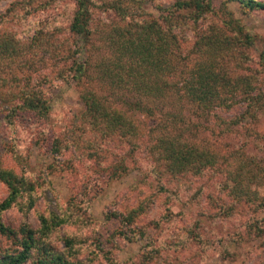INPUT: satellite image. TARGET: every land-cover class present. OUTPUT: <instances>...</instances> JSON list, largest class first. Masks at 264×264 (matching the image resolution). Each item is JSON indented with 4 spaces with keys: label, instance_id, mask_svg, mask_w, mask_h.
<instances>
[{
    "label": "trees",
    "instance_id": "16d2710c",
    "mask_svg": "<svg viewBox=\"0 0 264 264\" xmlns=\"http://www.w3.org/2000/svg\"><path fill=\"white\" fill-rule=\"evenodd\" d=\"M57 1L62 0H42L45 7L38 13L56 12L53 19L38 23L32 35L2 29L5 20H0V123L5 125L11 141H2L6 147L0 154L10 156L20 171L7 168L0 161V183L7 190L0 201V264H83L78 255L87 241L85 236L67 233L64 249L51 242L52 235L64 225L83 224L75 212L79 206L75 201H70L62 214L37 211V228L26 222L10 226L3 220V214L12 208L27 217L39 199L40 183L28 173L29 154H22L14 137L19 113L33 112L43 120L50 117L47 90L52 81L47 72L33 76L31 69L36 66L50 70L54 80L73 83L83 106L81 116L52 140L54 153L68 151L71 163L102 161L104 151L98 150L100 146L123 142L130 147L128 154H133L142 137L149 136L150 144L142 151L151 163L147 174L157 184L168 185L167 190L161 186L164 192L174 196L187 188L189 175L201 177L211 170L223 175L224 189L234 203L264 207V198L257 192L264 185V165L258 161L264 154L256 155L254 149L250 154L247 150L252 146L262 152L264 148L260 145L264 142V48L254 63L249 51L254 37L227 9L235 4L243 14L256 12L264 19V0H222L219 13L214 0H176L156 7L157 17L146 11L144 0H72L73 8L60 12L57 4L50 6ZM26 2L31 6L36 0ZM23 4L17 3L19 6L12 13L16 15L14 10ZM103 15L115 23H109L111 28L99 40L107 49L106 55L91 62L89 52L98 41L95 34ZM60 17L67 20L65 29L57 25ZM189 22L195 30L188 51L193 61L180 57L179 41L187 39ZM227 61L234 65L224 67ZM107 88L112 99L103 93ZM122 89L127 90L128 97L119 94ZM155 101L170 107L163 114L170 120L158 125L157 134L139 120V116L154 117L160 111ZM184 111L198 122H185L183 117L188 114ZM222 113L233 115L223 118ZM207 117L216 127L214 138L227 140L225 147L231 148V142L240 137L244 139L240 147H232L238 151L225 156L203 142H193ZM87 183L95 184L88 178ZM146 207L145 200L128 213L127 221L132 223L138 213L146 212ZM231 209L222 212L229 216ZM255 224L251 225L253 236L264 233L263 225ZM116 233L112 235L111 251L102 250L97 238L94 241L95 250L106 264H118L112 257L116 253ZM2 240L8 242V247L3 246ZM194 242L206 246L208 238L197 234ZM169 244L167 247L177 249L187 242L171 239ZM146 247L151 251V244Z\"/></svg>",
    "mask_w": 264,
    "mask_h": 264
},
{
    "label": "rangeland",
    "instance_id": "374dc122",
    "mask_svg": "<svg viewBox=\"0 0 264 264\" xmlns=\"http://www.w3.org/2000/svg\"><path fill=\"white\" fill-rule=\"evenodd\" d=\"M175 1L144 0L143 5L146 11L157 17L159 13L156 7L171 5ZM19 2L24 4L14 10L16 14L14 15L11 10L19 6L17 5ZM41 2L42 0H36L30 6V2L26 0H0V20L3 17L6 22L1 28L15 30L23 35H32L38 23L53 19L56 12L47 10L38 13L44 6ZM56 4L59 12L64 8L70 10L74 5L72 0H62L50 3V6L55 7ZM221 5L222 0H214L216 12L222 7ZM227 9L245 31L253 35L254 46L249 51L256 63L260 51L264 48L263 17L256 12L250 16L245 15L235 4L228 5ZM99 18L101 26L98 25L95 34V39L98 41L89 52L91 62L106 55L107 49L99 40L106 35L105 31L111 28L109 23H115L114 19L104 15ZM58 19L57 25L65 29L67 20L61 17ZM186 28L189 31L185 36L187 39L182 38L179 41L182 48L180 57L183 60L190 58L193 61V55L188 54V51L192 48L191 43L195 39L192 34L195 30L191 22L187 23ZM232 65L234 64L229 61L223 63L224 67ZM46 70L44 66L31 69L33 76L47 72V76L51 78L52 83L47 90L50 117L43 120L33 112H21L16 117L17 131L14 134L22 154H29L28 173L40 183L39 199L25 218L16 208L6 211L3 220L8 225L17 226L21 222H26L37 228L39 225L37 211H54L62 214L68 203L73 200L79 204L75 212L80 216L83 224L64 225L52 235L51 242L54 247L64 249L63 238L67 233L83 235V238L85 236L87 241L82 245L81 254L78 255L83 264H106V260L95 250L94 241L97 238L102 250L111 251L114 232H117L113 236L116 253L112 257L116 258L118 264H264V233L253 236L251 226L256 225V222L264 228V207L256 209L247 202L234 203L224 189L225 179L221 173L208 170L201 177L189 175L186 178L187 188L173 196L161 189V186H164L167 190L166 183L157 184L151 174H147L151 163L145 157L147 153L144 155L142 151L150 144L149 136L142 137L139 148L133 154H128L130 147L123 142H110L106 146H100L98 150L104 151L102 161L71 163L73 160L69 157L68 151H63L61 155L54 153L52 140L69 122L81 116L83 106L79 103L78 89L73 83L54 80L53 73ZM109 90V88L104 89L103 93L107 95ZM119 94L128 97L126 89H122ZM107 97L112 99L110 94ZM146 104L151 105V102ZM163 105L165 103H157L160 111H156L154 117L139 116L140 124L145 125L146 129H154L155 134L158 132V125H163L164 120H170L168 115L163 116L170 107ZM184 112L188 114L183 117L185 122L196 123L197 120L192 119L190 113ZM232 115L233 113H222L223 118H231ZM139 120L137 119L138 122ZM204 122L193 142H203L225 156L239 150L232 149L233 146L240 147L244 143V139L240 137L236 142H231V148L225 147L227 140L214 138L216 127L213 120L207 117V121ZM261 128L264 130V118ZM9 136L5 125L1 124L0 151L5 146L2 141L11 143ZM260 145H264V142L262 141ZM253 149L256 155L264 154V148L262 152L252 146L247 148L250 154L254 153ZM0 156V161L5 167L20 173L10 156L3 157L1 154ZM258 161L263 162L264 165V156ZM221 168L223 169V166ZM87 178L95 184L88 185ZM257 192L264 198V185L258 187ZM6 195V187L0 183V201ZM145 200L146 212L138 213L133 222L129 223L126 219L128 213L136 210ZM225 208H232L229 216L222 212ZM85 224L89 226H83ZM190 231H192L191 238H189ZM197 234L202 238H208V245L198 246V242H194ZM171 239L184 240L187 245L185 247L180 245L179 247L182 248L178 247L179 249L169 248L167 246L170 245ZM2 243L3 246L8 247V242L2 240ZM150 244L152 252L146 247ZM164 245L167 248H164Z\"/></svg>",
    "mask_w": 264,
    "mask_h": 264
}]
</instances>
